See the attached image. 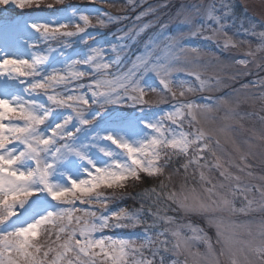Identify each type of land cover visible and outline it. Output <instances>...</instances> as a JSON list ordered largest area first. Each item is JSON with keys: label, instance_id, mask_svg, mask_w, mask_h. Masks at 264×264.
I'll use <instances>...</instances> for the list:
<instances>
[{"label": "snow or ice", "instance_id": "1", "mask_svg": "<svg viewBox=\"0 0 264 264\" xmlns=\"http://www.w3.org/2000/svg\"><path fill=\"white\" fill-rule=\"evenodd\" d=\"M9 6L47 13L0 20V264H264V175L250 163L264 162V127L232 136L264 125V30L244 29L255 45L234 39L229 0L144 22L149 6L114 40L90 29L129 16ZM213 46L241 55L225 62ZM129 185H148L130 197L139 206L110 208Z\"/></svg>", "mask_w": 264, "mask_h": 264}, {"label": "rangeland", "instance_id": "2", "mask_svg": "<svg viewBox=\"0 0 264 264\" xmlns=\"http://www.w3.org/2000/svg\"><path fill=\"white\" fill-rule=\"evenodd\" d=\"M121 1H126V6L125 9L128 10L132 7L134 9L131 12H123V10L120 8L122 3L118 4L121 5L119 7H116V3L121 2ZM88 0H66V5L68 6H75V7H84V8H96L99 9L103 12H111L113 15H127L130 17L129 20H124L120 23L116 24H111L106 28L100 29L97 28L95 30L90 31H98L103 33L105 36H109V39L114 40L116 38V33L118 29L120 28H127L130 26L133 22H135V16L138 15L140 12L146 10L149 8V6H152L155 9V12L150 13L149 15L144 17V22L150 21V20H155L156 16L159 15L161 19L167 20L168 16L170 13H174L176 9L181 5V4H188L195 2V0H167V3L169 5L168 8H162L160 5H162L165 0H133V4H129L128 0H108V3H100L99 0H97V3H87ZM112 2V5H115V7H109V4ZM229 2L233 5V12L234 15L230 19V24L232 27L229 28V34L234 36V39L237 40H251L253 42V45L256 43V39L254 37H250L245 35L244 29H250L253 25L256 26L257 31L264 30V0L258 1V0H229ZM147 4V5H145ZM145 5V6H144ZM131 6V7H127ZM144 6V7H143ZM142 7V9H141ZM10 10L8 13H3L2 10H0V20L3 19L5 15H7L10 18H26L28 15L33 14L35 12H32L30 10H33L31 8H25V9H18V8H11L9 6ZM118 8V9H117ZM138 9H140L138 11ZM17 11L21 13H17ZM39 11V10H37ZM36 11V12H37ZM135 11H138L135 13ZM45 13H47L45 11ZM49 14V13H48ZM139 23V22H136ZM176 28V22H173L170 24L169 31H174ZM156 28L150 29L149 31H156ZM103 42V36L98 37ZM188 43L191 44H203L204 42L199 39H192L188 41ZM137 47L133 46L131 49V52L127 53V55L132 56L137 52ZM212 52L217 53L221 60H224L225 62H229L235 58H238L241 53L235 51V50H230L227 52L220 53L218 49L215 48V46L212 47ZM201 62L204 64L208 65V68L205 72L206 76H214L218 69L214 67L215 65V57L212 55H204L201 57ZM237 69L235 67H231L228 69H225V71L229 72H234ZM183 77V74H178ZM253 77H242L240 80H237L234 83L235 87H239V85L243 82H247L249 79H252ZM228 90V89H225ZM216 95L220 93H214ZM199 95H208V93H203V94H197ZM196 98V97H192ZM166 107V106H165ZM124 111L127 112H132L133 109L130 108H125L123 109ZM244 111L247 112H259V106L256 107V109H253L251 107H245L243 109ZM261 115H264V113H260ZM244 127L243 129L239 128V126H236V131L232 133L233 138L238 142L242 143L245 139H247L250 135L251 132L248 131V129H251L255 127L257 130H260L264 125H261L259 119L255 120H244L242 121ZM221 143L224 146V149L231 153L232 148L229 143H226L224 141V138L221 137ZM235 155V153H233ZM250 163L254 165V168L252 169L256 174L258 175H264V162H262L259 158L257 159H251L250 158ZM235 171V169H233ZM144 186L140 185L138 187H132L129 185V187L125 190V195L129 198L123 199V200H117L113 202L112 204L109 205L110 208H116V207H138L139 202L136 200L131 199L130 197L135 196L137 192L142 191ZM240 219H246L244 217H241ZM116 231H121V230H116ZM123 231H128V230H123ZM136 231H140V229H136ZM166 259H168L166 257ZM159 258L157 257V264H158Z\"/></svg>", "mask_w": 264, "mask_h": 264}, {"label": "trees", "instance_id": "3", "mask_svg": "<svg viewBox=\"0 0 264 264\" xmlns=\"http://www.w3.org/2000/svg\"><path fill=\"white\" fill-rule=\"evenodd\" d=\"M87 3H91L90 0H88ZM120 3H122V4H121L122 6H121V5H118V4H120ZM110 4H112V2H111ZM116 4H117V5H116ZM116 4H115L116 7L121 6L120 8H121V9L123 10V12H125V13H126V12H127V13H128V12H131V11L134 9V7H132V8H130V9L126 10V9H125L126 1H121V2H118V3H116ZM145 5H147V4H145ZM145 5H144V6H145ZM144 6H143V7H144ZM58 7H59V6H58ZM127 7H131V6H127ZM31 9H33V10H30V11H32V12H36L37 10H39V11H41V12H45V11L47 12L46 9H34V8H31ZM117 9H118V8H117ZM141 9H142V7H141ZM139 10H140V9H138V11H139ZM138 11H135V13L138 12ZM17 13H21V12L17 11ZM49 14H50V13H49ZM142 186L147 187L148 185H142Z\"/></svg>", "mask_w": 264, "mask_h": 264}, {"label": "water", "instance_id": "4", "mask_svg": "<svg viewBox=\"0 0 264 264\" xmlns=\"http://www.w3.org/2000/svg\"><path fill=\"white\" fill-rule=\"evenodd\" d=\"M258 1H262V0H258Z\"/></svg>", "mask_w": 264, "mask_h": 264}]
</instances>
